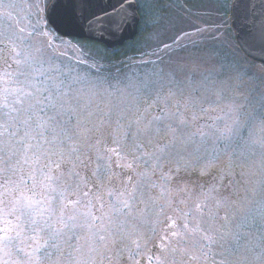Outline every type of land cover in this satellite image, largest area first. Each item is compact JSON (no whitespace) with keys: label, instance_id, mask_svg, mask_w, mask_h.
Listing matches in <instances>:
<instances>
[{"label":"rangeland","instance_id":"obj_1","mask_svg":"<svg viewBox=\"0 0 264 264\" xmlns=\"http://www.w3.org/2000/svg\"><path fill=\"white\" fill-rule=\"evenodd\" d=\"M136 2L141 36L127 50L134 56L109 64L104 60L110 55L96 44L73 42L57 34L55 38L30 36L36 24L37 0H0V75L19 68L13 50L19 35L25 43L46 46L45 59L51 57L53 74L72 85L78 106L97 116L100 110L110 111L107 132L116 127L117 120L124 127L138 119L143 125L161 110L174 112L177 107L188 120L183 131L194 144L181 152L183 159L165 162L164 169L175 170L179 160L181 175L192 178L193 183L163 211L152 206L146 221L143 216L133 220L119 244L123 251L113 255L111 264H262L264 65L249 60L236 42L230 24L232 0ZM136 143L131 135L113 139L106 134L91 152L86 176L97 165L98 175L104 174L105 165L111 163L112 175L102 182L106 204L125 184L130 187L137 179L135 173L144 168ZM194 147L199 151L193 152ZM113 148L120 155L109 151ZM97 152L102 159H97ZM185 163L187 171L183 170ZM205 168L207 174L201 175ZM129 175L132 181L127 180ZM152 179L163 183L159 173ZM213 186L214 195L237 201L238 209L218 206L216 200L202 194ZM109 188L113 197L107 194ZM97 209L98 203L92 211L99 214ZM47 240V233H42L37 241H26L22 247L25 252L39 247L36 255L41 264H73L67 254L80 255L66 243L59 252L41 247ZM47 253H52L50 258ZM14 259L23 264L28 257L21 252ZM103 264L110 262L104 260Z\"/></svg>","mask_w":264,"mask_h":264},{"label":"snow or ice","instance_id":"obj_2","mask_svg":"<svg viewBox=\"0 0 264 264\" xmlns=\"http://www.w3.org/2000/svg\"><path fill=\"white\" fill-rule=\"evenodd\" d=\"M34 7L36 24L32 26L30 36L51 35L55 38L61 28H86L89 32L103 34L104 31H119L129 21L123 0L118 7L113 5L99 12L93 10L94 0H37ZM6 38L12 41L11 36ZM15 40L19 41V44H13L15 55L19 57L16 60L19 68L0 75L2 264H21L14 259L21 252L28 257L23 264H41L36 255L40 248L25 252L22 245L26 241H37L42 233H47L48 240L41 247L50 246L59 252L62 243H66L79 253V256H73L72 252L67 254L72 257L73 264H103L104 260L111 264L113 255L123 251L119 244L133 220L143 216L146 221L152 206L163 211L193 183L192 178L181 175L179 160L175 170L172 167L164 169L165 162L170 163L176 157L183 159L181 152L188 151L190 143L194 144L183 131L188 120L177 107L174 112L161 110L143 125L138 119L124 127L117 120L116 127L107 132L110 111L100 110L97 116L78 106V96L72 85L53 74L52 58L45 59L46 46L25 43L19 35ZM260 40L264 42V24L261 25ZM261 123L264 126V120ZM106 134L112 135L113 139L121 134L124 139L131 135L141 150L138 159L144 165L143 170L135 173L137 179L130 187L125 184L115 196L112 189H108V196L114 198L107 204L101 194L102 182L112 175L111 163L105 165L104 174L98 175L97 165L90 176L85 175L92 162V150ZM109 151L120 155L115 148ZM192 151L199 149L194 147ZM102 158L97 152V159ZM107 160L111 162V157ZM115 163L121 166L119 161ZM125 166L132 167L131 164ZM188 167L185 163L183 170L187 171ZM157 173L163 183L152 179ZM205 174L207 168L201 171V175ZM132 179L131 175L127 177L128 181ZM200 187L203 189V184ZM153 190L158 191L154 193ZM216 191L213 186L202 194L216 200L218 206L238 209L237 201H230L228 196L218 197L214 195ZM94 201L98 203L99 214L92 211L97 207ZM223 218L226 220L227 214ZM46 255L50 258L52 253ZM260 255L264 257V251Z\"/></svg>","mask_w":264,"mask_h":264},{"label":"water","instance_id":"obj_3","mask_svg":"<svg viewBox=\"0 0 264 264\" xmlns=\"http://www.w3.org/2000/svg\"><path fill=\"white\" fill-rule=\"evenodd\" d=\"M120 3L121 0H94L93 10L99 12L113 5L118 7ZM123 3L129 21L119 31H104L101 34L89 32L86 28H61L56 34L63 38L96 42L108 49L122 47L138 36L141 21L136 0H123ZM230 24L242 53L251 61L264 65V42L260 40L261 25L264 24V0H232Z\"/></svg>","mask_w":264,"mask_h":264},{"label":"trees","instance_id":"obj_4","mask_svg":"<svg viewBox=\"0 0 264 264\" xmlns=\"http://www.w3.org/2000/svg\"><path fill=\"white\" fill-rule=\"evenodd\" d=\"M140 19H141V16H140ZM140 28H141V21H140L138 36L134 40L125 43V45H123L122 47H116V48H113V49H108L102 44H99V43H96V42H92V41H88V40H77V39H72V38H66V39H69V40H71L73 42H80V43H85V44H87V43L96 44V45L102 47L110 55V58L108 60H104V62L110 64V63H113V62H119L121 60H124L125 58L130 57L132 55L134 56V54H128L127 50L130 48L131 45H133L137 41L138 37L141 36Z\"/></svg>","mask_w":264,"mask_h":264}]
</instances>
